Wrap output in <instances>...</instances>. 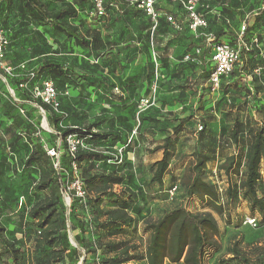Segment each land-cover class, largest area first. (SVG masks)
Listing matches in <instances>:
<instances>
[{
	"label": "rangeland",
	"instance_id": "1",
	"mask_svg": "<svg viewBox=\"0 0 264 264\" xmlns=\"http://www.w3.org/2000/svg\"><path fill=\"white\" fill-rule=\"evenodd\" d=\"M43 1L50 11L74 4L78 16L66 22L77 30L76 36L70 37L53 23L34 29L15 6L9 12L7 3L2 22L11 27L14 36L0 67V222L9 238L14 233L22 242L26 261L33 256L38 234L39 219L31 216L32 208L50 197V191L37 189L39 167H28L25 161L36 144L42 146L43 154L47 148L60 146L61 159L65 158L68 150L62 137L69 128L103 136L85 142L88 150L107 157L106 162L96 164L94 174L114 171L123 183L113 185L105 194L88 188L86 205L77 203L72 216L67 213L68 224L72 221L78 228L73 231L68 225L70 250L85 254L75 240L79 236L95 252L82 256L80 262L69 256L55 264H105L102 254L106 249H101L99 238L105 245L125 242L134 247L132 261L120 263L117 259L110 264H147L141 259L150 238L145 223L181 204L194 214H210L219 224L218 245L207 249L205 264H240L236 250L240 256L264 264V212L251 210L241 188L252 142L248 131L264 130V0H197L207 23L203 33H222L216 35L219 43L234 42L246 22L247 38L258 42L242 58L234 76L226 77L217 89L210 81L213 65L208 58L192 63L184 60L194 54V43L202 41L190 30L187 11L180 2L157 0L160 27L154 28L142 9L126 7L137 0H119L120 4L102 0L106 8L103 16L96 10L100 0ZM170 16L175 17L179 30L166 22ZM93 32L100 34L101 41L88 49L80 41L91 45ZM46 65L59 67L68 77L60 80L49 69L40 74L39 68ZM258 68L261 75L255 77ZM48 80L55 83L60 104L57 111L37 95ZM45 104L47 110L42 108ZM54 117L61 119L57 125L52 124ZM236 120L246 126L239 145L231 139ZM169 136L170 170L159 185L151 182V165L162 159L164 140ZM195 154L210 159L201 175L219 191V208L198 197H187L186 187L196 176L192 173ZM232 156L243 161L239 174H235L236 167L229 173L221 169ZM46 158L53 167L52 159ZM260 172L256 190L264 198V163ZM63 173L67 181L71 173L68 169ZM122 201L135 204L130 208L135 220L125 225L121 234L112 235V230L91 224L98 218L97 210H113ZM99 219L103 222L107 217L100 215ZM252 219L256 224L250 223ZM19 229L23 232H17ZM5 262L11 264L3 258L1 264Z\"/></svg>",
	"mask_w": 264,
	"mask_h": 264
},
{
	"label": "trees",
	"instance_id": "2",
	"mask_svg": "<svg viewBox=\"0 0 264 264\" xmlns=\"http://www.w3.org/2000/svg\"><path fill=\"white\" fill-rule=\"evenodd\" d=\"M75 1L78 2L79 0ZM114 1L117 4H120L119 0ZM6 3L10 8L9 12L12 10V7L15 6L17 11H19L20 15H22L25 20L29 18L34 25V29H37L38 27L46 28L48 24L53 23L54 26L58 28V30L64 29L65 31H67L70 37H72L73 35L76 36L77 34V30L71 28V26L66 22L68 18L74 20L78 16V9L75 8L74 4H71L64 9H54L50 11L48 5L43 0H0V25L3 29L11 32L12 36L10 39V44L13 39L14 32L12 31L11 27L9 28L8 26L2 25L3 19L5 18L3 12L5 11L4 6ZM134 6L138 7L139 4L130 3L126 7L132 8ZM197 10L200 14L201 12L199 10V5ZM170 17H172L176 22L175 17ZM166 22L170 24L168 18L166 19ZM63 26H65V28ZM212 33L215 35V37L216 35H218L219 37L223 36L222 33L215 34L213 31ZM92 34H94V38L91 45H88L89 43H86L82 40L80 41V43L88 49L93 48V43H100L101 41L100 34L98 32H93ZM197 39H201L202 41V44L194 43L195 50L201 49L202 51L198 59L204 61L208 58V60H210L212 63L211 47L207 48V45L202 38ZM245 40L246 42L251 44L255 39L249 40L247 38L246 31ZM235 41L230 42V44L236 43ZM216 43L219 42L216 40ZM252 49L253 48H251L249 52H244L242 58L246 55H249L252 52ZM208 50H210V54L207 53ZM237 68L232 74H230L229 77L234 76ZM47 69H49V72L54 76H57L60 80H63L66 76L64 71H59V67L55 65H46L44 67L41 66L38 72L40 74L47 73ZM213 70L214 65L209 72V76L212 74ZM257 70L262 71L261 68H258L255 71ZM255 71L253 75L257 77V75H255ZM16 106H22V104L16 103ZM42 108L44 110H47L48 106L45 104L42 105ZM60 121L61 119L54 117L52 119V124L57 125ZM233 125L234 126L231 132V139L236 145H239V135L243 134V132L246 131V126L244 124H241L239 120H236ZM248 132L250 133L252 142L248 148L246 155L247 167L245 172V179L241 184V188L242 190H244L245 198L250 203L251 210L263 213L264 198L259 197L258 190L256 189L262 179V173L260 172V169L262 163H264V130L260 129L254 131L253 129H249ZM73 134H83V138L86 139V141L89 143L95 141L96 138L103 137L100 134H96V132L94 131L89 132L85 129L77 130L68 128L63 133L62 137L63 146L67 150L69 149V146H67L66 140L70 135ZM164 143V151L161 161L151 165L153 176L151 182L157 183L159 185H163L165 175L170 170L169 156L172 146L171 137H166ZM41 153L43 154L42 146L36 144L32 146L29 157L25 161L28 167H39L41 180L37 185V189L50 191V197L34 206L31 211V216L34 219H39L37 224L38 234L35 237V250L33 256L31 260H29L28 262L26 261L22 252V242L16 238V235L14 233L12 235V238H9L7 236L8 232L6 228L0 222V264L2 263L3 258H6V260L10 261L11 264H55L64 262V259L69 256L73 257V261L80 262L82 256L95 252L94 249H89L85 244V240L83 238H80L79 236H76L75 240L81 248L86 250L85 254L79 252L76 249L70 250L71 247L68 241L67 234L69 229L68 225H70V228H72L73 231H76L78 228L72 221L70 222V224H68V220L66 217L67 209L64 202V196L62 195V190L65 183V174L63 173V171H65L66 169L71 171L73 162L77 163L81 171V177L85 181L87 191L88 188H98L97 192H99L100 194H105L107 193V191L113 189V185L123 183V178L119 177V175L114 171L110 172L109 174H106L105 172L101 174H94L96 164L98 162H106L107 160V157L101 152L81 151L78 155H76L75 159H72L67 154L65 158L61 159V172L55 169L54 164L53 167L50 168L47 161L48 159L46 158V155L48 154H43L44 158L41 159ZM195 157L197 159V162L192 169V173H194L196 176L186 187L187 197L189 199L198 197L199 199L205 201L210 207L214 206L215 208H219L218 204L221 201L219 191H217V189L213 185L211 186L210 184H208L201 175L210 159L201 154H195ZM45 158L47 160H45ZM235 167V174H239V170L243 167V161L238 156L230 157L228 162L221 166V169L226 173H229L230 170L234 169ZM228 193H232V190L230 188H228ZM97 201H102L101 196H99ZM75 204H77V202H75L71 206V216ZM130 208H134L132 202L127 203L126 201H122L116 203V207L113 210H97L95 214L98 218L91 222V224L96 227V229L99 228L107 231L112 230V235H119L121 234L123 228H125V225H130L135 220L131 215ZM100 215L106 216L107 220L102 222L99 219ZM21 223H23V219H20L19 225H21ZM145 226L146 231L150 232V238L146 254L141 259H145L147 264H181V262H183L184 264H205L207 259V249L218 245V242L215 239L220 235L219 224H217L216 220L210 214H194L183 204L175 207V209L166 211L163 216L161 218H158L157 220H147ZM21 231L23 232V229H19V231L17 232ZM82 232L85 233V231ZM102 240L103 238H99L98 242L101 245V249H106L102 254L104 256L103 260L105 261V264L113 263L117 259L120 260V263L132 261L131 251L134 249L133 246H130L125 242H109V244L105 245L102 243ZM112 254L114 255V257L107 258V255L109 256ZM235 256L240 264H258L251 261V259H249L248 257L246 258L244 256H240L238 250H236ZM5 263L9 264V262Z\"/></svg>",
	"mask_w": 264,
	"mask_h": 264
},
{
	"label": "built area",
	"instance_id": "3",
	"mask_svg": "<svg viewBox=\"0 0 264 264\" xmlns=\"http://www.w3.org/2000/svg\"><path fill=\"white\" fill-rule=\"evenodd\" d=\"M171 2H180L182 6L187 11L189 17V27L193 32L196 38H202L206 43L207 47H211V59L214 65V70L210 75V81L215 89L219 88L222 80L225 77H229L230 74L234 72L239 63L244 52H249L254 44H257V40H253L251 44L246 42L245 33L247 30L246 23L242 24L241 32L237 36L236 43H216V37L213 33H203L202 31L207 28L206 19L199 14L198 12V2L197 0H170ZM139 8L146 12V15L151 19L152 23L155 25L154 28L158 25L159 12H157V0H137ZM97 13L101 16L105 15V9L103 6V1H98L96 7ZM168 21L171 25L174 26L177 30L180 27L176 24L172 17L168 18ZM11 32L3 29L0 25V67H3V60L6 57L8 47L10 45ZM201 49H196L194 54L186 55L184 60L186 62H198V57L201 55ZM259 71V70H258ZM258 71H255L258 73ZM38 97H41L43 100L50 105L53 111H57L60 108V104L57 102L56 97V88L53 81L48 80L45 82L41 90L38 91ZM202 129V128H201ZM68 156L72 159H75L76 155L81 151H90L88 146L85 145L86 139L79 138L77 134L70 135L67 140ZM95 152V151H90ZM46 153L52 159L54 167L59 172L62 171V162H61V148H47ZM69 179L65 181L64 187L62 190V195L64 196V202L67 209V213L70 216L71 206L77 203H84L86 205L89 198L88 191L86 189V184L84 179L81 177V171L76 162L72 163ZM175 189L171 192L174 194ZM252 224H256L255 220L250 221Z\"/></svg>",
	"mask_w": 264,
	"mask_h": 264
},
{
	"label": "crops",
	"instance_id": "4",
	"mask_svg": "<svg viewBox=\"0 0 264 264\" xmlns=\"http://www.w3.org/2000/svg\"><path fill=\"white\" fill-rule=\"evenodd\" d=\"M244 23H246V22H244ZM257 71H258V70H257ZM260 73H261V71L259 70L258 73L255 72V75H257V76H258V75H261ZM160 161H161V160H160ZM157 162H159V161H157ZM154 163H156V162H154ZM154 163H152V164H154ZM134 205H135V204H134ZM131 215L133 216V214H131Z\"/></svg>",
	"mask_w": 264,
	"mask_h": 264
},
{
	"label": "water",
	"instance_id": "5",
	"mask_svg": "<svg viewBox=\"0 0 264 264\" xmlns=\"http://www.w3.org/2000/svg\"><path fill=\"white\" fill-rule=\"evenodd\" d=\"M3 81L7 84V82L4 80V78H3ZM10 89V88H9ZM46 121V120H45ZM83 261H82V263L84 262V259H82Z\"/></svg>",
	"mask_w": 264,
	"mask_h": 264
},
{
	"label": "bare ground",
	"instance_id": "6",
	"mask_svg": "<svg viewBox=\"0 0 264 264\" xmlns=\"http://www.w3.org/2000/svg\"><path fill=\"white\" fill-rule=\"evenodd\" d=\"M10 91H11V89H10Z\"/></svg>",
	"mask_w": 264,
	"mask_h": 264
}]
</instances>
